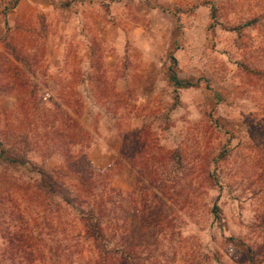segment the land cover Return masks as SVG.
<instances>
[{
  "label": "rangeland",
  "instance_id": "374dc122",
  "mask_svg": "<svg viewBox=\"0 0 264 264\" xmlns=\"http://www.w3.org/2000/svg\"><path fill=\"white\" fill-rule=\"evenodd\" d=\"M9 2L0 149L28 163L0 158V192L78 154L71 123L143 264H264V0Z\"/></svg>",
  "mask_w": 264,
  "mask_h": 264
},
{
  "label": "trees",
  "instance_id": "16d2710c",
  "mask_svg": "<svg viewBox=\"0 0 264 264\" xmlns=\"http://www.w3.org/2000/svg\"><path fill=\"white\" fill-rule=\"evenodd\" d=\"M68 124L70 129L62 131L64 137L83 138L78 154L70 148L63 149L68 157L62 165L54 169L33 166L32 171L38 174L33 182H22L0 192L2 255L10 264H143L142 253L150 243L145 235L125 234L128 227L123 198L118 206L122 212L121 235L116 237L118 190L88 157L89 133L82 127L75 133L76 130L71 131L72 124ZM225 155L220 153V157ZM0 158L22 166L28 163L3 144ZM219 209L216 207V212ZM141 213L142 206L132 208L133 219L138 223ZM137 228L143 230L142 226ZM249 253L253 260L252 247Z\"/></svg>",
  "mask_w": 264,
  "mask_h": 264
},
{
  "label": "crops",
  "instance_id": "0c3cea01",
  "mask_svg": "<svg viewBox=\"0 0 264 264\" xmlns=\"http://www.w3.org/2000/svg\"><path fill=\"white\" fill-rule=\"evenodd\" d=\"M5 4H8L9 6H12V4H11V2H9V0H0V6H4Z\"/></svg>",
  "mask_w": 264,
  "mask_h": 264
}]
</instances>
